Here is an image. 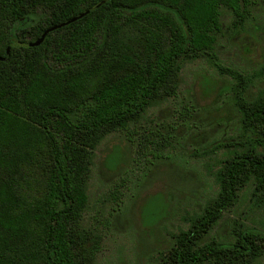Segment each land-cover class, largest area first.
Masks as SVG:
<instances>
[{"label":"trees","instance_id":"trees-1","mask_svg":"<svg viewBox=\"0 0 264 264\" xmlns=\"http://www.w3.org/2000/svg\"><path fill=\"white\" fill-rule=\"evenodd\" d=\"M102 1L0 0V264H96L102 235L84 215L97 147L175 97L184 62L214 54L222 10L239 27L250 3ZM234 75L243 136L216 172V196L157 250L159 264H254L264 254L255 227L212 235L244 187L264 200V87L248 98L250 83Z\"/></svg>","mask_w":264,"mask_h":264},{"label":"rangeland","instance_id":"rangeland-1","mask_svg":"<svg viewBox=\"0 0 264 264\" xmlns=\"http://www.w3.org/2000/svg\"><path fill=\"white\" fill-rule=\"evenodd\" d=\"M222 12L214 54L184 62L177 95L97 147L84 215L102 235L96 264H159L157 250L216 196V172L243 136L233 73L250 83L248 98L264 87V0H250L239 27ZM155 124L158 132L149 134ZM253 190L244 187L223 214L217 240L231 238L238 223L264 231V200ZM254 264H264V254Z\"/></svg>","mask_w":264,"mask_h":264},{"label":"water","instance_id":"water-1","mask_svg":"<svg viewBox=\"0 0 264 264\" xmlns=\"http://www.w3.org/2000/svg\"><path fill=\"white\" fill-rule=\"evenodd\" d=\"M105 1H106V0H103L99 5L103 4ZM99 5H98V6H99ZM94 8H96V7H94ZM94 8H90L89 10H87V11H85V12L79 14L78 16H76V17L72 18L71 20L67 21V23H70V22H72V21H75V20H77V19L83 17L85 14L89 13V12L92 11ZM64 24H65V23H64ZM64 24H61V25H59V26H62V25H64ZM57 27H58V26H57ZM57 27H52V28L47 29V30L43 33V35L41 36V38L38 39L37 41H35L34 44H36V45L41 44V43L44 41L45 37L47 36L48 32L51 31V30H53V29H55V28H57Z\"/></svg>","mask_w":264,"mask_h":264}]
</instances>
